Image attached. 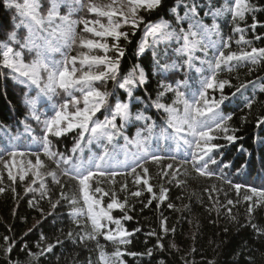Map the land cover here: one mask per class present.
<instances>
[{"label": "trees", "instance_id": "obj_1", "mask_svg": "<svg viewBox=\"0 0 264 264\" xmlns=\"http://www.w3.org/2000/svg\"><path fill=\"white\" fill-rule=\"evenodd\" d=\"M13 2L22 3L23 0ZM192 2L183 0L178 6V14L183 16V5ZM195 3L199 18L211 26L213 17L205 16V12L222 7L226 0H195ZM249 3L253 10L246 13L243 20H233L230 13L215 18L217 29L207 37V52L203 48L196 51L191 68L184 64L186 56L176 54L175 49L180 44L175 39L161 40L137 55L143 25L121 44L125 54L120 60L119 78L123 79L135 65L143 68L146 75L145 84L134 93L140 100L130 101V111L133 117L142 112L150 119L133 118L127 123L123 134L115 140L122 149L119 160L130 163L134 158L132 154L137 152V148L134 144L125 145L124 137L131 140L138 132L142 138L148 137L150 152L166 157L158 163L148 160L144 165L148 169L147 176L143 175V169H137V174L141 175L140 184L135 183L133 175L127 174L117 175L114 182L101 178L100 186L109 193L103 197L102 207L107 208L113 192L118 201H126L125 210L113 209L111 214L114 219H120L121 226L130 233L126 237L129 242L114 243L100 234H96V239L88 238L92 234V226L87 215L78 218L70 215L73 207L84 208L76 181L63 177L60 180L63 188L60 184L50 183L46 195L42 196L26 191L22 183L8 180L4 173L3 182L0 183V187L5 189L0 192V264H100V248L111 253L117 247L125 253L120 258L123 264H208L209 261L213 264H264V235L253 227L256 225L264 229V203L256 205L255 197L253 201L244 200L245 195H251L248 188L264 190V125L260 123L264 120V59L255 64L233 61L231 70L222 66L217 80H227L228 83L222 92L219 88L208 89L209 100H219L222 94L228 97L221 104L220 111L224 116H231L227 121L228 134L237 137L230 143L224 138V132L214 133L217 139L213 142L221 147L211 154L216 163L207 164V170L214 173L212 176L199 175L191 161L190 151L185 154L187 146L178 150L173 141L166 139V135L172 132L167 127L166 113L152 106L157 93L163 91L162 83L170 84L175 89L177 82H186L180 87L186 93L199 89L202 79L211 75L209 62L214 64L218 50L227 54L229 51L239 53L242 49L250 51L252 47L264 48V0H249ZM173 6H177L176 0H161L157 9L144 16L145 22L163 18L172 26L169 31H179L180 27L187 29L188 20L177 24L176 14L170 12ZM19 23L17 9L14 6L6 7L5 0H0V41H7L8 34L13 30L21 33L22 26L16 27ZM254 23L255 27H252ZM237 26L243 29V33L233 30ZM241 34L250 43H237ZM222 42H228L229 47L221 48ZM173 64L176 67H169L167 71L160 68ZM241 84L246 87L237 92ZM114 85L115 82L110 80L100 86L101 90L111 94L108 97L109 106H114L118 100L129 102L127 93ZM31 98L12 79L9 70L0 67V125L7 127L9 136L16 137L12 143L18 150L23 148L26 141L30 143L29 150L40 152L48 168L57 169L56 164L52 165L50 162L53 161L43 156L42 149L24 133L21 121L28 117L26 100ZM174 99L175 91L166 92L161 103L171 104ZM106 114L102 109L97 117L103 120ZM27 122L34 125L30 117ZM116 122L120 123L119 118ZM146 124L154 125L151 134ZM38 132L35 131L34 135L37 136ZM40 135H43V129ZM77 135L78 130L49 138L55 151L72 155L69 149ZM7 142L4 132L0 130V144ZM90 147L91 153L86 150L85 158L102 151L95 144ZM173 155L175 160L170 158ZM184 160L188 162L182 163ZM165 162L172 164V168H166ZM119 171L126 173L130 169L121 165ZM144 179H148L152 192L144 186ZM92 183L95 184V181ZM232 184L241 185L239 193ZM122 186H126L124 190ZM161 189L166 190L163 201L159 199ZM136 191L141 195L132 196L131 193ZM97 198H100V194H97ZM71 199H76L77 204L71 205ZM229 200L233 203L228 204ZM53 203L57 205L54 209L51 207ZM250 204L253 205L251 213L248 212ZM125 214L131 219H123ZM108 228L115 229L116 225L108 224ZM69 231L73 233L72 238L68 237ZM5 236L15 241L11 252H5L8 247ZM49 244L53 245L52 251L43 252Z\"/></svg>", "mask_w": 264, "mask_h": 264}, {"label": "snow or ice", "instance_id": "obj_2", "mask_svg": "<svg viewBox=\"0 0 264 264\" xmlns=\"http://www.w3.org/2000/svg\"><path fill=\"white\" fill-rule=\"evenodd\" d=\"M182 2L183 0H176L177 6H173L170 12L176 14L177 24H182L188 20V28L180 27L179 31L175 29L169 31L172 27L169 21L161 18L155 22L146 23L144 17L139 15L141 9L147 11L157 9L161 5V0H110L108 3H104L102 0H87V2L85 0H50V7L46 15L41 13L39 0H23L22 3L5 0V6L9 8L14 6L21 17L20 24L16 27L23 25L28 34L21 42L17 38L16 31H12L8 34L7 41H0V67L8 69L13 80L28 86L34 85L39 90L38 96L47 97L51 100L59 95V92L64 93L63 103L53 104L52 112L54 114L45 116L44 119H41V113L36 108V98L27 99L29 114L21 123L24 125V133L42 149L43 156L56 164L57 169H59V176L67 177L78 183L84 208L73 207L70 215L77 218L81 215H87L92 226V234L88 237L90 239H96V234H100L104 235L106 240L114 243L127 244L129 242L126 237L130 233L121 226L120 219H114L111 214L113 209L125 210L126 201L123 203L118 201L113 192L107 208L102 207V199L109 193L100 186L101 178L114 182L117 175L127 174L133 175L135 183L140 184L141 175L137 174V169H143V175L147 176L148 169L144 165L148 160L158 163L166 158L150 152L147 147L148 137L142 138L138 132L137 136L131 140L126 136L124 137L125 145L134 144L137 148V152L132 154L134 158L130 163L127 160L123 162L119 160V152L122 149L115 143V140L123 134V129L127 123L133 118L144 121L150 119L142 112L133 117L130 111V101L133 99L140 100V97L134 96L135 91L146 82L143 68L135 65L123 79L119 78L120 60L125 54L124 49L120 46V40L121 38L127 40L129 36V33L123 31V28L130 25L135 30L143 25V36L138 44L137 55L144 53L146 48L161 40L175 39L180 44L175 49L176 54L186 56L187 59L184 64L191 68L193 60L196 59L194 53L201 48L204 49L205 53L207 52V37L210 32L217 29L216 17L230 13L233 20H243L245 14L253 10L249 0H231V2L226 0L222 7L205 12V16L211 15L213 17V24L208 26L203 23L202 18H199L198 5L195 0L191 4L183 5L185 12L183 16H180L178 6ZM65 4L69 5L70 10L67 14L62 15L59 8ZM83 9H86L88 13L95 14L96 18L72 19L73 12ZM81 24L84 26L83 32L90 33L92 38H86L82 33L78 34L77 26ZM252 27H255V23ZM233 30L243 33V29L239 26ZM132 34H135V31ZM109 38L111 43H109ZM241 42L250 43L245 41L243 34L237 41V43ZM15 44L19 45V50L12 46ZM73 46L86 49V51H79L75 56L64 53L61 61H54L47 55L51 51L62 52L64 48L70 50ZM220 47L226 49L229 47V43L222 42ZM25 49L30 53L35 52V56L28 63L24 61L23 51ZM97 50L102 54H98ZM110 53L115 55H110ZM262 59H264V48L252 47L250 51L242 49L239 53L229 51L227 54L223 50H218V55L214 57V64L209 62L211 75L202 79L201 86L196 91L187 93L181 91L180 87L186 82H177L175 89L170 84H161L163 91L157 93L156 99L152 101V106L166 113L167 127L172 129V132L166 135V139L173 141L178 150L187 146L185 154L187 155L190 151L191 161L196 165V171L199 175H214L213 172L207 170L209 162L216 163L211 154L221 147V145L213 142L217 139L214 133L224 132V138L230 143L237 139L235 135L228 134L227 121L231 119V116H224L220 111L221 104L228 97L222 94L219 100L215 98L209 100L208 89L219 88L222 92L225 84L228 83L227 80H217V74L222 66L231 70V62L233 61H246L255 64ZM77 63L79 67H77ZM169 67L174 68L176 64L160 66L162 71H167ZM197 71L200 70L197 69ZM42 73L47 74L46 78L42 76ZM107 80L114 81L115 87L123 89L129 97V102L118 100L114 106H109L108 97L111 94L107 91H101L95 86L96 82ZM245 87L246 85L241 84L236 91L239 92ZM170 91H175L173 102L171 104L161 103V98ZM250 103L249 101V106ZM102 109L108 114L104 115L103 120H100L97 113H100ZM29 117L43 126L42 136L37 137L33 134V129L27 122ZM117 118H119V124L116 122ZM260 123L264 125V120H261ZM153 128V124H146L149 134L152 133ZM0 130L4 132L8 140L7 143L0 144V164L7 170L8 180L15 182L18 177L20 181H24L30 174L31 183L37 184L39 181V187L45 189L44 177L51 176L52 180L63 188L56 170L44 171L45 162L41 159L40 152L18 150L12 143L16 137L8 135L6 126L0 125ZM76 130H78V135L74 139L73 146L69 149L72 155L53 149L50 136L61 137ZM93 144L102 151L98 154L92 153L85 158V151L91 153L90 146ZM5 156L8 159H5ZM29 156H35L34 163L31 159L25 160ZM170 158L176 159L174 155ZM187 162V160L182 161V163ZM121 165L130 171L120 172ZM167 167L172 168V164L167 165ZM14 168L16 169L15 174ZM93 181L95 184L92 183ZM2 182L3 177L0 174V183ZM226 182L231 183L230 181ZM143 184L147 186L149 192H152L148 179H144ZM125 187L122 186V190ZM232 187L239 193L240 184H232ZM25 190L31 189L26 188ZM3 191L5 189L0 187V192ZM165 191V189H161L159 196L161 201L166 198ZM247 191L251 192V195H245L244 200L253 201L255 197L254 203L256 205L264 203V190L251 187ZM97 194H100V198H97ZM41 195H46V191H42ZM131 195L140 196L141 193L136 191ZM61 196L63 197V193ZM77 202L76 199L69 201L71 205H76ZM232 203L233 201H228V204ZM56 206L55 203L51 205L53 209ZM252 211L253 205L250 204L248 212L251 213ZM123 219L127 220L131 217L125 214ZM108 224H115L116 228H108ZM253 227L264 235V229H259L256 225ZM68 237H73L71 231H69ZM4 241L8 244L5 252H11L15 241L10 240L8 236L4 237ZM52 249L53 245L49 244L47 248L43 249V252H51ZM124 254L119 247L111 253L100 248L98 258L100 264H123L120 258ZM129 254L137 255L136 253ZM208 264H213V262L209 261Z\"/></svg>", "mask_w": 264, "mask_h": 264}, {"label": "rangeland", "instance_id": "obj_3", "mask_svg": "<svg viewBox=\"0 0 264 264\" xmlns=\"http://www.w3.org/2000/svg\"><path fill=\"white\" fill-rule=\"evenodd\" d=\"M39 2H40V4H41V9H40V10H41V13L44 14V15H46L47 10H48V8L50 7V0H39ZM85 2H87V0H85ZM102 2H104V3H108V2H110V0H102ZM69 10H70V9H69V5H66V4H65V5H61V7L59 8V11H60V13H61L62 15H63V14H67V13L69 12ZM148 12H150V11H147V10L141 9L139 15H141V16L144 17ZM80 17H84V18H86V19H95V18H96V17H95V14L88 13L86 9L80 10V11H78V12H73V14H72V19H79ZM20 19H21V17H20ZM144 19H145V18H144ZM19 24H20V23H19ZM21 26H22V32H21V33L16 32V34H17V38H18L21 42H23L25 36H27L28 33H27V29H26L23 25H21ZM19 27H20V26H19ZM83 27H84V26H83L82 24L77 26V32H78V34L82 33L86 38H92L90 33H84V32H83ZM139 29H140V27L137 28V29H135V30H133L132 27L129 25V26H125V27L123 28V31L128 32V33H129V36H130V34H132L133 31L136 32V31L139 30ZM13 31H15V30H13ZM129 36H128V38H129ZM127 40H128V39H127ZM124 41H125V40H124L123 38H121V40H120V46H122L121 44H122ZM109 43H111V39H110V38H109ZM12 46L15 47L17 50H19V45H18V44H15V45H12ZM79 51H86V49H81V48H79L78 46H73L70 50H69L68 48H64L62 52L51 51V52H48L47 55L49 56L50 59H52V60H54V61H61V60L63 59V54H64V53H66V54H68V55H71V56H75V55H77V53H78ZM97 52H98V54H102V53L99 52V50H97ZM110 55H115V54H114V53H110ZM23 56H24V61H25V63H28V62H30V61L33 59V57L35 56V52H31V53H30V52H28V51L25 49V50L23 51ZM77 67H79V64H78V63H77ZM46 75H47L46 73H42V76H43L44 78H46ZM105 82H106V83H109L110 80H107V81H104V82H96L95 86H96L99 90H101V89H100V86H102V84L105 83ZM24 85H26V84H24ZM26 86L29 87L28 85H26ZM101 91H103V90H101ZM77 95H79V93H77ZM64 99H65V97H64V93H63L62 91L59 92V95L53 97V100L55 101L56 104L63 103ZM81 107H82V105H81ZM53 114H54V113L52 112V106H50V109H48V112H47V111H43V112H42V114H41V118H42L43 116H50V115H53ZM5 159H8V157H6ZM17 159L19 160L20 158L18 157ZM27 159H31V160L33 161V163L35 162V156H29V157H26L25 160H27ZM41 159L43 160L44 158L41 156ZM43 161H44V160H43ZM49 161H50V160H49ZM50 163L52 164V163H54V162H50ZM165 163H167V162H165ZM52 165H53V164H52ZM167 165H169V163L166 164V168H168ZM50 170H56L59 179H60V180L63 179L62 176H59V170H58V169H51V168H48V166H46V164H45V169H44V171H50ZM13 172H14V174L16 173V169H15V168L13 169ZM4 173H6L5 175L7 176V170L3 168V165H2V164H0V174H4ZM147 178H148V177H147ZM16 181H19L20 183H22L23 186H25V189H26V188L31 189V190H29V192H33V193H35V194H41L42 191H46V192H47V190H48V186H49L48 184H50V183H55V182L52 180L51 176H45V177H44V181H43L44 184H45V189H41V188L39 187V183H40L39 181L37 182V184H32V183H31V175H30V174L25 178L24 181H20L18 177H17Z\"/></svg>", "mask_w": 264, "mask_h": 264}]
</instances>
